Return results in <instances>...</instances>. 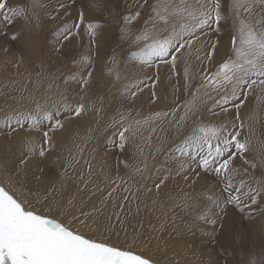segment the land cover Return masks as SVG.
I'll list each match as a JSON object with an SVG mask.
<instances>
[{
  "label": "rangeland",
  "instance_id": "obj_1",
  "mask_svg": "<svg viewBox=\"0 0 264 264\" xmlns=\"http://www.w3.org/2000/svg\"><path fill=\"white\" fill-rule=\"evenodd\" d=\"M8 2L13 7L27 8L31 0H8ZM41 2L45 7L35 9V16L30 24L19 18L14 23L7 24L0 18V97L6 100H0V111L9 109L4 107L6 106L4 104L8 102L12 104V107L22 105L25 108H34L36 103L48 102L51 104L60 100L61 93L67 97L69 102L73 103V106L74 102L79 101L82 95L85 96L89 110L79 118L69 115L65 121V127L66 122L77 121L78 123L70 127L80 131L84 140L79 141L80 144L69 136H65V139L62 140L65 134L63 130L59 131L56 135L59 148L56 147L55 153L53 152V155L51 153L47 159L33 158L30 160L29 168L36 169L32 174L34 176L41 175L39 172L41 168L44 169L43 180L48 173L50 176L56 174L57 171L51 169L55 166L60 168L63 160H59L58 157L66 158L68 153H76L77 149H80L82 150L79 156L80 164L75 170H68L69 179L75 178L78 181V174L81 172L86 176L87 166L84 162L91 163L92 161V178L101 188L105 187L106 176L127 180V186L131 188L132 192H137L139 188L137 199L131 200L128 204L130 214L122 216L121 223L116 222L114 218L111 221L114 227L109 234L112 236L113 242L128 244L131 237L139 238L142 228L148 226L149 230L151 228L150 237L157 238L159 234L157 240L160 244L166 241L176 250L182 249L183 255L195 256L198 264H209L210 261V264H225L229 259L234 260L233 264H239L249 253L255 254V256L264 253V193L257 197L256 205H250L244 212H241L233 205L226 203L228 194L223 191L224 185L217 182L214 172L205 173L203 169L197 167L196 162L189 160L184 171L178 174V165L173 158L177 145L182 143L186 134L191 133L196 123L201 121L219 123L232 121L234 118L235 109H232L230 105L227 106L230 109L228 113H220V110L216 108L213 111L220 114L219 116L213 115V112L209 111L213 102L207 100V103L200 106V112L196 117L181 122L182 127L177 126L179 117L184 115L182 106L191 99L190 93L195 92L200 85L201 69L205 68L214 72L217 66L229 57L231 53L229 36L231 21L223 23V31L219 37L211 32L208 36L201 37L204 48H207L218 38L219 44L212 62L204 61L201 64V61L195 58V52L188 58L190 73L194 76L188 87H185V63L184 58H181L175 72H171L168 66L161 65L158 70L159 81L156 83V87L154 89L145 88L133 101L123 94V85L133 78L143 77L146 73L154 75L157 70L150 68L142 71L138 63L130 61V53L137 48L130 40L121 39V29L124 27L123 17L136 10L141 12L138 20L129 26L133 33L138 34L149 21V17L152 15L151 9L148 6L137 8L136 4L142 0H101V5L98 8L92 7L93 0H77L75 4L72 3V0H64L65 8H59V0H41ZM228 2L230 0H224L225 4ZM152 3L154 0H148V5ZM81 10L85 12L87 20L98 22L101 25L95 44L90 46L89 40L85 36L83 40L76 39L71 43L65 42L63 47H60L57 45L53 32L66 23L70 25L76 23ZM50 15L55 16L56 19H49ZM255 15L257 17L264 15V7L257 5ZM13 34L17 35V39H11ZM89 54L94 60V72L89 87L85 92H82L71 80L65 83V79L77 73L76 62L81 56ZM200 55L203 57V50ZM113 56L116 57V65L111 63ZM108 68H114L122 79L117 81L114 75L109 76ZM148 83L151 85L152 81L149 80ZM44 90L47 92H43ZM152 91L156 93L155 98L152 96ZM203 92L204 90L201 89L197 94L202 96ZM36 93L38 94L36 95ZM212 96L219 99L220 94L213 92ZM178 105L180 107L175 115L163 116V113H171ZM156 113H160L161 116L157 118ZM240 117L245 124L242 135L250 140V150L245 154L249 163L245 164L241 160L236 161L235 166L240 169V174L235 178L234 183L238 185L239 181L243 179L248 185L256 186V181L264 178V164H261V158L264 156V91L256 88L249 93L240 108ZM121 118L125 125L131 123L135 129V134H132V137L129 136L131 133L126 134L128 140L123 150L118 146L119 138L116 135L118 128L112 126L113 121ZM145 120H149V124H144ZM135 121H142V123L140 126H136ZM144 125H148L147 128L150 131L142 136L144 133L140 134L138 130L146 128ZM22 139L23 133H17L12 137H6L0 133V143L9 142L7 144H10V140H12L13 143L11 142L12 144L7 146L12 149L18 147L17 151ZM4 140L6 141L4 142ZM0 148L1 152L3 147ZM56 154L59 156L57 157ZM52 159L53 162H57L52 163ZM45 161H50L48 163H50L51 169L45 164ZM252 163L257 166L253 168ZM145 165H147V170L144 171L143 178H141L134 172V169L143 170ZM244 169H247V172ZM185 175L188 177L187 180L184 178ZM163 176H168V179L157 191L153 185L159 182ZM0 181L13 186L10 181H5L1 174ZM33 185H35L34 179ZM80 188L83 189L84 185H81ZM147 188H153V190L149 192ZM25 190L27 191V189ZM22 191L24 194L28 193L24 189ZM83 192L87 194V202L94 203L97 200V194L92 196L91 185L88 190ZM210 193H215L217 196L219 206L214 207L212 211L223 218L222 229L217 227L213 230L211 226L203 224L198 219L199 207L206 203L205 197ZM121 195H125V193L118 192L116 199L119 200ZM90 197L91 199H89ZM186 199L189 206H186ZM110 205L111 203L108 207ZM63 207L66 211L71 212L72 209H77L78 204L75 201L72 206L65 204ZM137 207H139L138 212ZM221 209H226L227 216H224ZM85 210L89 209L85 208ZM111 210L104 209L102 213L96 215L94 220L89 219L82 227L88 231L91 229L103 232L109 223L107 216ZM72 214L79 215V212L72 211ZM147 218L149 219L148 225L145 224ZM161 232H165V234ZM181 232L184 234H180ZM167 233H169L168 236ZM188 233L189 235H185ZM184 235L186 238L183 237ZM188 236L195 238L196 242L191 241L192 239ZM124 239L127 240L124 241ZM197 244L200 247H197ZM135 245L138 247L137 244ZM194 245L195 247H193ZM183 248L186 249L185 252ZM167 256L171 260H176L170 250ZM153 261L157 264L156 259Z\"/></svg>",
  "mask_w": 264,
  "mask_h": 264
},
{
  "label": "snow or ice",
  "instance_id": "obj_2",
  "mask_svg": "<svg viewBox=\"0 0 264 264\" xmlns=\"http://www.w3.org/2000/svg\"><path fill=\"white\" fill-rule=\"evenodd\" d=\"M76 2L77 0H72L73 4ZM100 5L101 0H93L92 7L98 8ZM257 5L264 7V0H230L227 4L224 0H154L151 5H148V0H142L136 7L148 6L152 13L145 28L138 34L131 31L129 26L141 16V12L136 10L123 17L124 27L121 29V39L130 40L137 48L130 53V61L138 63L142 71L150 68L157 70L154 75L146 73L123 85V94L134 101L145 88L156 87L161 65H166L171 72H175L181 58H184L185 63V87H188L190 80L194 79L190 73L188 58L195 52V58L201 64L204 61L212 62L219 44L218 38L204 48L201 37L208 36L209 32L219 37L223 31V23L231 21L229 57L214 72L201 69L200 85L195 92L190 93L191 99L182 106L184 115L179 117L177 126L182 127L181 122L196 117L200 106L207 103V100L213 102L209 108L213 115L228 113L230 109L227 106L230 105L235 109L234 118L232 121L219 123H196L191 133L186 134L182 143L177 145L173 158L178 165V174L184 171L189 160L196 162L197 167L205 173L214 172L217 182L224 185L223 191L228 194L226 203L241 212L250 205H256L257 197L264 193V178L256 181V186L248 185L243 179L238 185L234 183L240 174V169L235 166L236 161L249 163L245 154L250 150V140L242 135L245 124L240 117V108L251 91L256 88L264 91V15H255ZM38 7H45L41 0H31L27 8L13 7L8 0H0V18L7 24L14 23L18 18L30 24ZM59 8H65L64 0H59ZM49 19L55 20L56 17L50 15ZM100 28L98 22L87 20L85 12L81 10L76 23L64 24L53 35L60 47L65 42L83 40L85 36L91 46L95 44ZM11 39H17V35L13 34ZM202 50L203 57L200 55ZM76 63L77 73L67 77L65 83L71 80L80 91L85 92L93 77L94 60L89 54L81 56ZM111 63L117 64L115 56L111 58ZM108 75H114L117 81L122 79L114 68H108ZM149 80L152 81L151 85ZM201 89L204 90L202 96L197 94ZM213 92L220 94L219 99L212 96ZM152 96L156 97L155 91H152ZM85 100L86 97L82 95L73 106L61 93L60 100L51 104L36 103L34 108L21 105L0 111V133L6 137L23 133L17 157L20 172L28 167L31 159H47L56 150V135L64 129L69 115L79 118L89 110ZM179 107L178 105L171 113H163V116L175 115ZM216 108L220 113L213 111ZM155 115L157 118L161 116L160 113ZM143 123L149 124V120ZM135 125L140 126L141 121H135ZM112 126L118 128V146L123 150L128 140L126 134H135L133 124L125 125L121 118L113 121ZM80 153L81 150L77 149L76 153L70 152L66 159L59 157L63 163L55 176L47 182L42 179L44 169H39L41 175L34 176L35 186L28 189V194L22 191L26 184L22 183L17 188L0 181V264H154L152 258L143 251H138L134 243H115L109 234L114 227L111 223L113 218L121 223V217L130 214L128 204L137 199L139 188L137 192H132L127 186V180L106 176L105 187L101 188L92 178L91 163L85 161L87 175L83 172L78 174V180L84 188L78 187L77 191L88 190L91 185L92 196L97 193L101 196L99 206L85 210L83 205L86 202L81 198L79 215L64 209L65 204L72 206L77 199L75 195L65 199V192L69 179L68 170H75L79 166ZM261 164H264V156ZM251 166L255 168L257 165L252 163ZM146 170L147 165L143 170L134 169V172L143 178ZM244 171L247 172V169ZM184 178L187 180V175ZM167 179L168 176H163L159 182L154 183L153 188L160 190ZM153 188H147V191L151 192ZM118 192L125 193L119 200L116 199ZM205 199L206 203L199 207L198 219L213 230L217 227L222 229L223 218L212 211L219 206L217 196L210 193ZM110 203L112 210L107 216L109 223L103 232L91 229L86 232L82 227H77L85 225L89 219L94 220ZM186 206H189L187 199ZM53 209L57 211L53 212ZM221 211L227 216L226 209ZM254 256L255 254L249 253L239 264H264V253L253 258Z\"/></svg>",
  "mask_w": 264,
  "mask_h": 264
},
{
  "label": "bare ground",
  "instance_id": "obj_3",
  "mask_svg": "<svg viewBox=\"0 0 264 264\" xmlns=\"http://www.w3.org/2000/svg\"><path fill=\"white\" fill-rule=\"evenodd\" d=\"M258 12V11H257ZM11 89V88H10ZM41 90V89H40ZM7 91V90H6ZM36 92V91H35ZM43 92H47V91H43ZM43 92H40V93H43ZM34 94V93H33ZM38 93H36V95H37ZM26 97H28V96H26ZM29 98V97H28ZM22 99V98H21ZM26 99V98H25ZM0 100H3V101H6L4 98H1L0 97ZM8 102V101H7ZM25 102V101H24ZM27 103V102H26ZM4 105H6V106H4L5 108H9V107H12V104L10 103V102H8V103H6V104H4ZM125 110V109H124ZM138 110V109H137ZM4 111V110H3ZM76 123H78L77 121H68V122H66V127H64V129H63V133L65 134V135H63V137H62V140L63 139H65V136H69V138H73L74 140H77L78 142L79 141H83L84 139L81 137L82 136V134H81V132L80 131H78L77 129H75V128H72L73 127V125L74 124H76ZM141 123H142V121H141ZM69 126V127H68ZM70 126H72V127H70ZM144 126H146V125H144ZM148 127V125L146 126V128ZM86 128H88V127H86ZM144 128L143 127V129L142 130H138V132H140V134H143L142 136H145L146 135V133H147V131H150V129L149 128ZM85 129V128H84ZM89 130V129H88ZM61 132V131H60ZM149 133V132H148ZM138 135V134H137ZM129 136L130 137H132V134L130 135L129 134ZM139 137H141V135H138ZM17 137V136H16ZM93 138V137H92ZM17 139V138H16ZM67 139V138H66ZM93 140V139H92ZM141 140V139H140ZM6 140H4V142H5ZM12 143H13V141L12 140H10ZM15 141H17V140H15ZM65 141V140H64ZM10 142V144H12ZM61 142V141H60ZM59 142V143H60ZM68 142V141H67ZM7 143H9V142H6V143H0V147H3V149H2V151L0 152V174H1V176L5 179V181H10V184L11 185H13V186H18L17 188H19V187H21V184L23 183V184H26L27 186L26 187H24L23 189H24V191H26L25 189H27V191H28V189L29 188H33L35 185H33V179H34V175L32 174V173H34L35 171H36V169H30L29 168V166H28V168L25 170V171H23V172H20L19 170H18V168H17V164H16V160H17V157H18V155H19V150L17 151V148H15V149H12L10 146H7V145H10V144H7ZM62 143H63V141H62ZM16 144H18V143H16ZM61 144V143H60ZM65 144V143H64ZM79 144H80V142H79ZM79 146V145H78ZM15 147V146H14ZM57 148H59V147H57ZM86 149H87V147H85ZM1 149V148H0ZM67 150V149H66ZM82 151V150H81ZM62 152V151H61ZM55 153V152H54ZM63 153V152H62ZM92 153H93V151H92ZM69 154V153H68ZM52 155H53V153H52ZM57 155V154H56ZM83 155V154H82ZM59 155H57V157H58ZM60 156H62L61 154H60ZM100 156V155H99ZM98 157V156H97ZM55 158V157H54ZM59 158V157H58ZM58 158H56V159H58ZM67 158V157H66ZM65 158V159H66ZM85 158H87V157H85ZM50 159V158H49ZM94 159V158H93ZM85 160V159H84ZM96 161H97V159H95ZM95 160H93V161H95ZM104 160V159H103ZM53 159H52V163H53ZM48 162H50V161H45V164L51 169V167H50V163H48ZM57 162V161H56ZM61 162V161H60ZM84 162V161H83ZM61 163H63V161L61 162ZM91 164H93V162L91 161ZM103 164H106V163H103ZM59 165V164H58ZM46 166V167H47ZM102 167H104V166H102ZM101 167V168H102ZM98 168V167H97ZM59 169V166L57 167V166H55L53 169H51L52 171H57ZM93 169V168H92ZM95 169V168H94ZM109 169V168H108ZM111 170V169H110ZM53 174V173H52ZM72 174V173H71ZM46 177H45V179H44V181L45 182H47L48 181V179H50V178H52V177H54L55 176V174H53V175H49V173L47 174V175H45ZM72 176V175H71ZM7 183V182H6ZM81 185H83L82 183H80L79 182V180L77 181V180H75V178L74 179H68V181H67V190H66V192H65V199H67L69 196H73V195H75L76 197H77V199H76V201H77V204H78V207H77V209L76 210H74V209H72V211H78L79 212V210H80V208H81V204H80V199L81 198H83V200L86 202L84 205H83V207L84 208H86V209H91L93 206H99V200L101 199V196H100V194L99 193H97V195H96V198H97V200L93 203V202H87L86 201V199H87V194H85L84 192H78L77 191V188L79 187L80 188V186ZM26 191V192H27ZM25 192V193H26ZM28 194V193H27ZM134 206V205H133ZM105 209H112V204L109 206V207H107V208H105ZM68 210V209H67ZM55 211H57V209H53V212H55ZM72 211L71 212H69V213H71L72 214ZM154 212V211H153ZM157 212V211H156ZM158 213V212H157ZM76 214V213H75ZM161 214V213H160ZM157 215V214H156ZM159 215V214H158ZM163 216V215H162ZM69 218H71L70 216H69ZM148 218H150V217H148ZM146 219V221H145V224L146 225H148V223H149V219ZM164 219V218H163ZM141 223V222H140ZM178 223V222H177ZM142 224H143V222H142ZM145 224H143V225H145ZM162 225V224H161ZM159 226V225H158ZM77 227H82L81 225H77ZM156 228H157V225H156ZM198 229V228H197ZM209 229H211V228H209ZM82 230L83 231H88L85 227H82ZM150 230H151V228H150ZM149 229H148V226L146 227L145 226V228H142V231L140 232V235H139V238H133V237H131L130 239H129V241H128V244H137L138 245V247H137V250L138 251H143L146 255H148V256H150L153 260L154 259H156V262H157V264H198L197 263V259H196V257L195 256H191V257H187L186 255H183V252H182V249L180 250V249H175V247H171L166 241L165 242H161V244H160V242L157 240V238L159 237L158 235H157V238L155 237V238H153V236H149V231H150ZM165 230V229H164ZM176 230V229H175ZM195 230V229H194ZM163 231V230H162ZM178 231H181V230H178ZM203 231V230H202ZM158 232V231H157ZM162 233V232H161ZM160 233V234H161ZM164 234H165V232H163ZM162 233V234H163ZM196 233V232H195ZM173 234H177V233H173ZM180 234H184L183 232H181ZM180 234H178L179 236H180ZM207 234V233H206ZM167 236L169 235V233H167L166 234ZM185 235H189V233L188 234H185ZM183 236L184 238H186V236ZM196 234H194V236H195ZM162 236V235H161ZM192 236V235H191ZM193 236V237H194ZM209 236V235H208ZM162 237H165V236H162ZM181 237V236H180ZM188 237H190V236H188ZM196 237V236H195ZM211 237V236H210ZM191 238V237H190ZM192 240L191 241H195V238L193 239V238H191ZM127 239H124V241H126ZM197 240V239H196ZM200 240V239H199ZM201 241H202V239H201ZM221 241V240H220ZM219 241V242H220ZM196 242V241H195ZM194 242V243H195ZM198 243V242H197ZM218 243V242H217ZM121 244H124V245H128L127 243H121ZM171 244V243H170ZM179 244V243H178ZM183 244V243H182ZM196 244V243H195ZM198 244H200L201 245V243H198ZM198 244H197V247H200V246H198ZM182 246H184V244L182 245ZM193 247H195V245L193 246ZM212 248V247H211ZM210 248V249H211ZM246 248V247H245ZM184 249V252L186 251V249L185 248H183ZM209 249V250H210ZM169 250H170V253L171 254H173V256L175 257L174 259H176V260H171V259H169L168 258V256H167V253L169 252ZM200 250V249H199ZM202 251V250H201ZM200 251V252H201ZM193 252V251H192ZM211 252V251H210ZM210 254V253H209ZM204 255H205V253H204ZM214 255V254H213ZM216 255V254H215ZM222 256V255H221ZM172 257V256H171ZM212 257V256H211ZM210 258V257H209ZM199 259V258H198ZM215 259V258H214ZM205 260V259H204ZM200 261V260H199ZM209 262V261H208ZM233 262H234V260L233 259H229V260H227L226 261V263L225 264H233ZM207 263V262H206ZM210 263H211V261H210ZM209 263V264H210ZM220 263V262H219ZM237 263V262H236ZM155 264V263H154ZM208 264V263H207ZM213 264V263H212Z\"/></svg>",
  "mask_w": 264,
  "mask_h": 264
}]
</instances>
